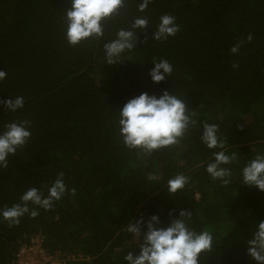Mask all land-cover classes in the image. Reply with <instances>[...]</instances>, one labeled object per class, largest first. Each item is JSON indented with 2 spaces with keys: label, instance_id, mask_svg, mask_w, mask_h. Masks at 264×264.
<instances>
[{
  "label": "trees",
  "instance_id": "16d2710c",
  "mask_svg": "<svg viewBox=\"0 0 264 264\" xmlns=\"http://www.w3.org/2000/svg\"><path fill=\"white\" fill-rule=\"evenodd\" d=\"M141 2L125 0L102 22V37L71 46L65 20L71 0H0V70L7 73L0 101L24 98L14 112L0 104V134L8 123L31 121L27 144L0 167V210L21 203L32 187L47 196L60 172L76 189L50 210L29 203L39 215L25 214L18 226L0 216V264H11L35 233L60 264H127L124 257L138 254L141 242L125 231L129 223L143 218L147 231L156 215L158 227H167L182 210L192 213L191 230L213 236L198 264H258L247 241L264 221V192L243 184L242 170L264 155V0H154L143 13ZM164 14L175 17L180 31L158 42L153 33ZM137 17L148 18L147 31L137 29L136 46L107 64L104 44L120 29L131 30ZM160 59L173 72L157 84L150 72ZM164 91L183 100L197 123L150 156L130 150L119 110L142 93L159 98ZM205 122L219 126L225 148L203 144ZM219 151L238 157L222 165L232 172L227 186L206 171ZM178 174L188 183L172 195L167 181Z\"/></svg>",
  "mask_w": 264,
  "mask_h": 264
},
{
  "label": "clouds",
  "instance_id": "9594fccd",
  "mask_svg": "<svg viewBox=\"0 0 264 264\" xmlns=\"http://www.w3.org/2000/svg\"><path fill=\"white\" fill-rule=\"evenodd\" d=\"M154 0H142L138 4V11L145 12L150 3ZM125 0H71L70 7L66 10L65 20L67 24L66 38L71 46H77L82 41L89 38H100L103 36V21L110 19L123 6ZM144 32L148 29V18L137 17L134 19L131 30L120 29L117 38L104 44L105 59L107 64L113 65L121 62L122 54L126 50H132L136 46L138 37L136 30ZM180 31L179 25L175 22V17L164 14L160 17L157 30L153 33L155 41L167 40L170 36H175ZM253 37L247 36V42L251 43ZM147 42V41H146ZM243 41L237 42L231 49L233 55L237 54ZM154 68L150 76L154 83L165 81L166 75L173 72L172 65L167 59L153 61ZM238 64H233V68H238ZM163 70V71H162ZM6 71L0 70V81L6 78ZM10 111H17L24 107V98L17 96L15 99L0 101ZM188 111L186 103L177 96L164 91L157 98L155 95L149 96L142 93L130 99L119 110L120 135L123 143L130 150L139 149L145 155H151L154 150L166 148L179 142L187 132L189 125L197 122L186 114ZM30 120L12 122L5 125V131L0 134V167H8V158L15 155L17 150L23 148L31 132ZM203 133L201 141L209 149L225 148V143L217 133L219 126L208 122L202 125ZM214 161L207 165L206 171L213 180H221L227 186L231 181L232 172L222 165H229L238 159L236 153L231 155L225 151L214 152ZM243 184L256 187L264 192V155H257L249 161L242 170ZM64 173L60 172L48 189V195L35 187L29 188L20 197L21 203L5 206L0 210V216L8 222L9 227L18 226L21 218L29 214L35 219L39 212L35 208H29V203L45 210H50L54 201H59L70 192L76 195V189L69 190L64 183ZM150 181L158 180L159 177L149 174ZM188 177L178 174L167 181V191L175 195L188 183ZM172 213H170V216ZM179 219H171L169 226L158 227L160 219L153 215L146 224L147 231H144L145 221L141 218L135 223H129L125 231L131 233L139 244V253L128 252L124 259L127 264H198L202 253L210 251L213 246V236L208 230L196 232L188 227L192 213L182 210ZM248 255L258 262L264 264V221L258 222V228L253 233L251 239L247 241Z\"/></svg>",
  "mask_w": 264,
  "mask_h": 264
},
{
  "label": "built area",
  "instance_id": "2783aa9c",
  "mask_svg": "<svg viewBox=\"0 0 264 264\" xmlns=\"http://www.w3.org/2000/svg\"><path fill=\"white\" fill-rule=\"evenodd\" d=\"M54 261L46 250L44 235L35 233L18 247L12 264H55Z\"/></svg>",
  "mask_w": 264,
  "mask_h": 264
},
{
  "label": "rangeland",
  "instance_id": "374dc122",
  "mask_svg": "<svg viewBox=\"0 0 264 264\" xmlns=\"http://www.w3.org/2000/svg\"><path fill=\"white\" fill-rule=\"evenodd\" d=\"M14 259H15V258H13L12 262H14ZM54 263H55V264H60V261H59L58 259H55Z\"/></svg>",
  "mask_w": 264,
  "mask_h": 264
},
{
  "label": "bare ground",
  "instance_id": "6f19581e",
  "mask_svg": "<svg viewBox=\"0 0 264 264\" xmlns=\"http://www.w3.org/2000/svg\"><path fill=\"white\" fill-rule=\"evenodd\" d=\"M47 248H48V245H46V250H47ZM50 255H52L53 257H54V259H55V256H54V254H50ZM13 263V262H12Z\"/></svg>",
  "mask_w": 264,
  "mask_h": 264
},
{
  "label": "water",
  "instance_id": "95a60500",
  "mask_svg": "<svg viewBox=\"0 0 264 264\" xmlns=\"http://www.w3.org/2000/svg\"><path fill=\"white\" fill-rule=\"evenodd\" d=\"M12 264V263H11Z\"/></svg>",
  "mask_w": 264,
  "mask_h": 264
}]
</instances>
